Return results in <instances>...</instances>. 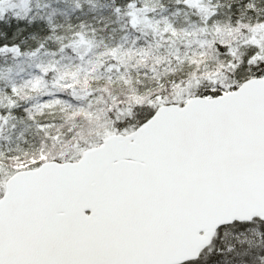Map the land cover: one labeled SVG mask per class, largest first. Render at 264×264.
Listing matches in <instances>:
<instances>
[{
	"label": "water",
	"instance_id": "obj_1",
	"mask_svg": "<svg viewBox=\"0 0 264 264\" xmlns=\"http://www.w3.org/2000/svg\"><path fill=\"white\" fill-rule=\"evenodd\" d=\"M264 222V78L161 105L76 162L9 177L0 264H185L217 230Z\"/></svg>",
	"mask_w": 264,
	"mask_h": 264
},
{
	"label": "trees",
	"instance_id": "obj_2",
	"mask_svg": "<svg viewBox=\"0 0 264 264\" xmlns=\"http://www.w3.org/2000/svg\"><path fill=\"white\" fill-rule=\"evenodd\" d=\"M1 7L0 129L18 158L40 151L55 159L65 145L82 152L98 144L105 130L87 135L84 126L105 107L111 134L117 117L132 131L157 107L140 117L130 107L136 93L160 95V105L188 99H177L168 81L178 90L194 82L191 95L214 97L264 77V0H0ZM147 18L177 37L151 36L140 23ZM142 51L149 57L137 58ZM14 172L0 174V195ZM222 251L211 246L185 264L241 262Z\"/></svg>",
	"mask_w": 264,
	"mask_h": 264
},
{
	"label": "rangeland",
	"instance_id": "obj_3",
	"mask_svg": "<svg viewBox=\"0 0 264 264\" xmlns=\"http://www.w3.org/2000/svg\"><path fill=\"white\" fill-rule=\"evenodd\" d=\"M2 9L3 7L0 8V14L3 12ZM199 10L201 11L202 8H200ZM133 21L139 23V19H133ZM140 23L144 27L148 26L151 28V36L156 35V37L158 38H163V34L167 31L168 35H165L164 38L167 39L170 37H177V34H175L171 30L170 26L166 22H155L154 18L152 20H149L147 18L144 20L141 19ZM131 24L135 25L134 23ZM159 26L161 31L158 29ZM109 33H113V31L110 30ZM194 34L187 32L186 37L192 40V38L196 36V34ZM195 45L197 46V44ZM198 45H200V43ZM145 56L147 55H145L143 51L142 53L138 52V54H136L137 58H143ZM170 85L174 87L169 88H171L172 92H175V95L179 100L198 96L196 94L191 95V92L197 89V85L194 82L185 83L186 86H181L182 88L179 90L176 89L177 87H175L178 85V83H176L175 81L165 82V87H168ZM146 93H148V91H146L145 93L143 92L142 94L136 93L135 95L131 96L133 97L134 103L130 105V107H133L132 111H134L140 117L146 115L149 110H152L156 106L160 105L156 102L157 100H160V95L153 97L152 94L149 95ZM137 95H140V97H137ZM208 97H211L210 94L208 95ZM104 109L105 111L101 110L95 116V118L94 116L90 117L91 120H89L87 125L84 126V131H86L85 134L92 135L94 134V132L97 133L104 130L107 135L111 134V130H108L111 127L107 128L111 124L110 119L107 116L108 110L106 107ZM127 115L128 111H126L125 117H127ZM115 116L117 117V115ZM117 119V125H114V127L112 128L115 129L116 133L123 134L125 133L126 128L124 129V127L120 125L121 123H119L122 120L121 117H117ZM41 131L44 132L45 130ZM95 139L96 138H94L93 140ZM13 145L14 139L10 138L8 134L2 133L0 129V174L2 176L13 171L27 169V167H30L38 163L39 161L56 160L62 162L68 156V160L65 161H76L80 154V152L77 151L78 147L69 144L63 146L58 153L53 152V154L56 155L55 159L47 160L48 155L40 153V151L36 153L35 156L18 158V155H16L17 149H14V146L16 145ZM95 145H97V143ZM11 154H15V156H11ZM211 246L215 248L217 252H221V248H223V253H232L235 257L237 255L240 256L241 262L237 264H264V229L259 226L258 222L252 221L246 224L236 226L232 225L219 229L212 240L210 247Z\"/></svg>",
	"mask_w": 264,
	"mask_h": 264
}]
</instances>
